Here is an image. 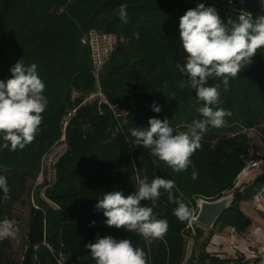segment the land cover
<instances>
[{
	"label": "trees",
	"instance_id": "16d2710c",
	"mask_svg": "<svg viewBox=\"0 0 264 264\" xmlns=\"http://www.w3.org/2000/svg\"><path fill=\"white\" fill-rule=\"evenodd\" d=\"M200 3L215 7L225 24L242 10L254 19L264 15V0H0V80L12 78L10 69L21 59L26 66L34 63L49 101L34 141L22 150L12 151L10 143L4 149L0 134V175L7 177L10 189V199H0V221L16 217L14 203L31 197L47 155L59 143L66 146L52 165L55 176L38 183L21 259L14 256L10 236L2 237L0 264H96L86 245L95 243L98 234L131 239L144 251L147 264L222 262L205 250L214 228L220 224L245 230L250 219L240 202L264 193V172L244 189L235 187L246 161L264 159L249 134L254 130L264 141V48L236 78L229 77L227 90L223 78L209 77L208 86L220 85V103L212 107L232 115L219 128L208 126L186 171L175 172L130 131L147 128L155 117L169 120L176 134L203 119L197 111L203 102L191 89L189 76L178 69L189 55L180 39V17ZM121 4L127 5L126 22L120 18ZM96 33L111 34L114 40L99 70L90 42ZM98 91L106 101L99 95L90 98ZM154 103L161 106L159 113L152 110ZM137 175L174 180V197L189 208L187 218L176 217L177 205L164 189L155 207L152 201H141L153 207L158 219L167 220L161 237L110 227L103 211L96 210L102 193L121 191L126 198L136 192ZM229 191H235V198L214 226L195 222L192 234L189 224L198 197L216 199ZM189 236L195 247L188 257ZM199 242L203 249L197 251Z\"/></svg>",
	"mask_w": 264,
	"mask_h": 264
},
{
	"label": "clouds",
	"instance_id": "9594fccd",
	"mask_svg": "<svg viewBox=\"0 0 264 264\" xmlns=\"http://www.w3.org/2000/svg\"><path fill=\"white\" fill-rule=\"evenodd\" d=\"M231 2V0H229ZM127 5L121 4L119 14L126 22ZM179 32L182 45L188 53L187 63L179 71L189 76L190 87L203 102L197 109L203 119H196L186 131L174 134L169 120L150 118L149 126L132 128L131 135L142 142L152 155L169 165L175 172L186 171L191 164L190 157L200 148L202 134L208 126L221 127L225 117L232 112L223 108H213L220 103L219 87L208 86L209 77L223 78L224 89L229 87V77L236 78L244 65L251 64L257 50L264 48V15H253L241 11L236 20L229 18L225 24L215 7L198 4L180 17ZM12 78L6 82L0 80V134L4 141L2 147L15 151L32 143L42 123V113L46 110L48 99L43 94L45 84L39 77L37 65L26 66L24 60L18 61L10 69ZM152 110L159 113L162 108L155 103ZM193 179L198 176L193 172ZM137 191L126 198L121 191L102 193L95 205L97 211H103L105 223L117 229L124 228L145 238L161 237L168 228L166 219H158L153 207L161 196V189L177 207L173 214L181 220L190 214L182 200H177L172 192L175 182L159 176L151 180L147 176H136ZM0 199H10L7 177L0 175ZM141 201H152L153 207L144 206ZM92 221L90 226H94ZM13 223L5 218L0 221V237L15 235ZM96 264H147L142 249L134 247L131 239H116L112 236L100 237L89 242Z\"/></svg>",
	"mask_w": 264,
	"mask_h": 264
},
{
	"label": "crops",
	"instance_id": "0c3cea01",
	"mask_svg": "<svg viewBox=\"0 0 264 264\" xmlns=\"http://www.w3.org/2000/svg\"><path fill=\"white\" fill-rule=\"evenodd\" d=\"M261 162L260 169L242 172L235 187L244 189L257 174L264 172V159H261ZM240 206L250 219L247 228L239 231L234 226L218 224L205 250L221 259L220 264H264V193H258L252 199L242 200ZM209 233L210 230L207 229L205 237ZM196 249H203L201 243Z\"/></svg>",
	"mask_w": 264,
	"mask_h": 264
},
{
	"label": "rangeland",
	"instance_id": "374dc122",
	"mask_svg": "<svg viewBox=\"0 0 264 264\" xmlns=\"http://www.w3.org/2000/svg\"><path fill=\"white\" fill-rule=\"evenodd\" d=\"M111 38L112 37H104V39L101 41H99V39H100L99 37L93 38V43H94L93 47L95 49L94 51H92L93 59H94L95 55H96L97 59H100L103 57V53H104L105 49H103L104 47H102L101 42H106L107 39H109V41H110ZM95 95H99V96H101V98H104L103 95H100V91L92 94L90 96V98L95 96ZM249 134L251 136L253 143L259 144V146H261V148H262V152L264 153V141L258 136L256 131H254V130H249ZM65 147H66L65 144L59 143L54 148H52V150L50 151V153H49V155H48V157H47V159L43 165V173H40L39 176L37 177V179L33 183L31 197H29L28 195H25V197H26L25 199H28V201L26 203H22L21 201L14 203V207H13L12 211L16 217H14L11 220V222L13 223L14 229H16V231H15V235L10 236V239H11V242L13 245V249L15 251L14 256L17 259H21V256H22V249H23L22 247H23V242H24L25 234H26V225H27V220L29 218L30 205L37 203L36 202V195H37L36 193L38 190V185L40 184L41 181H44V179L46 177L48 179H50L51 177L55 176V173L51 171L52 165L54 163H56L57 158L62 153V151L65 149ZM260 168H258V169H260ZM258 169H256V170H258ZM41 193L43 194V189L41 190ZM194 223L195 222H193L192 224H194ZM191 230H192L191 233L194 234L195 228L193 225L191 226ZM0 238H2V237H0ZM194 242H195L194 238L192 236H189L187 246H186L187 256H189L191 254L193 247H195ZM200 243L201 242H199V244Z\"/></svg>",
	"mask_w": 264,
	"mask_h": 264
},
{
	"label": "water",
	"instance_id": "95a60500",
	"mask_svg": "<svg viewBox=\"0 0 264 264\" xmlns=\"http://www.w3.org/2000/svg\"><path fill=\"white\" fill-rule=\"evenodd\" d=\"M234 198L235 191H229L216 199L198 197V208L193 217L194 222L207 228H212L219 216L231 205Z\"/></svg>",
	"mask_w": 264,
	"mask_h": 264
},
{
	"label": "built area",
	"instance_id": "2783aa9c",
	"mask_svg": "<svg viewBox=\"0 0 264 264\" xmlns=\"http://www.w3.org/2000/svg\"><path fill=\"white\" fill-rule=\"evenodd\" d=\"M100 38L99 39V41H101V40H103L104 39V37H112L111 38V40L109 41V39H107L106 40V42H101L102 43V47H104L103 49H105L104 50V53H103V57L102 58H100V59H97L96 58V55H95V57H94V59H93V61H94V64H95V67H96V69L97 70H99L100 68H101V66H102V64L104 63V60H105V58L109 55V53L111 52V47H112V44H113V35H108V34H99V33H96L95 35H93L91 38H90V42H91V47H92V51H94L95 49H94V47H93V45H94V43H93V38ZM100 95H103L104 96V98H102L103 100H105L106 101V99H105V95L102 93V92H100ZM74 112H75V109H73V110H71V111H69L68 113H67V115H66V118H65V121H64V124H65V126L68 124V122H69V120L71 119V117H72V115L74 114ZM62 139H64V137L62 138ZM55 155V154H54ZM47 157H48V155H47ZM53 157V156H52ZM55 157V156H54ZM46 161V160H45ZM260 167H262V162H261V160H259V159H250V160H248V161H246V163H245V166H244V168H243V172H252V171H254V170H256V169H258V168H260ZM195 215H193L192 217H191V219H190V224H189V226H192L193 224V217H194ZM49 247H50V245L49 244H47ZM62 261V259L60 260V262Z\"/></svg>",
	"mask_w": 264,
	"mask_h": 264
}]
</instances>
